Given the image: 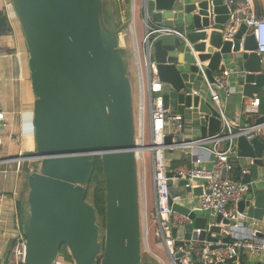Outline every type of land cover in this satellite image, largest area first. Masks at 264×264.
<instances>
[{
  "label": "water",
  "instance_id": "water-1",
  "mask_svg": "<svg viewBox=\"0 0 264 264\" xmlns=\"http://www.w3.org/2000/svg\"><path fill=\"white\" fill-rule=\"evenodd\" d=\"M12 0L29 52L35 95V153L39 161L28 175L26 212L21 215L27 240L25 264H56L66 247L74 264H142L144 232L137 161L136 118L126 49L119 43L111 0ZM149 22L175 27L186 40L164 35L153 45L151 75L162 83L165 108L185 114L204 113L201 135L219 131L218 112L202 95V74L193 55L208 62L211 81L225 62L238 60L247 83L264 85V62L256 37L242 24L233 40H224L230 8L225 0H144ZM111 18L108 25L104 17ZM198 91L199 94H194ZM264 123V115L255 124ZM248 126V125H247ZM4 128L0 106V130ZM1 140V137H0ZM184 142L183 134L167 135L165 143ZM0 150L2 145L0 144ZM235 151L253 159L255 186L264 189V143L258 136L237 137ZM101 162L106 186L105 239L101 242L96 208L87 200L88 185ZM0 163L3 161L0 160ZM172 196L180 193L169 171ZM225 174L223 173V177ZM245 175L243 182H251ZM188 193L192 190L188 188ZM201 189H194L198 196ZM247 199H252L249 195ZM191 223L173 227L176 245L209 242L212 249L231 242L224 234L228 219L199 216L191 205L173 203ZM246 200L239 204L244 210ZM214 220V221H212ZM260 236V235H259ZM220 242V243H218ZM178 256H183L179 253ZM194 264H201L193 250ZM100 258V260H99ZM237 256L209 264H235ZM3 264H7V257Z\"/></svg>",
  "mask_w": 264,
  "mask_h": 264
},
{
  "label": "built area",
  "instance_id": "built-area-1",
  "mask_svg": "<svg viewBox=\"0 0 264 264\" xmlns=\"http://www.w3.org/2000/svg\"><path fill=\"white\" fill-rule=\"evenodd\" d=\"M230 8L229 20L224 30V40H233L234 35L242 24L248 27L247 33H252L256 37L257 53L264 62V17H259L254 9L252 0H225ZM146 35L144 37V61L147 71V81L149 85V95L145 92V74L141 67L140 72V103L138 115V127L136 130V143L138 145L137 161L140 181V196L142 214H145V203L147 197L146 178V158L145 152H151L153 157L154 184H155V211L152 214L156 224V236L166 248L173 264H194L191 256L193 245H176V239L172 235L173 227L191 223L189 216L180 214L173 210V203L191 205L192 210L199 216L216 217L228 219L229 224L225 231L231 237V242L225 248L212 249L210 243L205 244L199 252L198 260L201 264H209L217 261H224L227 258L237 256L242 248H248L254 254H261L264 251V237L258 233H253L245 223V214L240 210L239 204L249 192L252 183L243 182L238 176H243L246 169H241L235 161L236 139L239 136H246L252 139L262 129L264 123L250 126H238L232 121L225 108V99H228L234 91L232 86V72L227 69L229 62L223 61L226 69L215 74L214 80L208 77L205 67L208 62H202L199 58L200 51L192 50L197 66L202 74V95L206 96L209 103L218 112L221 120V127L213 135L202 136L201 134L188 131L187 119L184 114L172 113L165 108L164 99L161 94L162 83L159 81L157 72L151 75L149 63L152 61L153 45L156 40L164 35H174L187 41L185 34L175 27L164 26L145 20ZM239 63L236 62L235 65ZM246 72L243 70L245 79ZM199 94L198 91H193ZM147 98L149 99L151 111V129L149 132L150 144L145 145L146 129L144 114L146 111ZM260 98L253 99L247 106L246 111L252 114H259ZM192 109V107H191ZM204 117V113H198L197 118ZM183 134L184 142L176 143L174 140L167 144V135ZM181 151L179 160L185 162L173 165V160H169L168 152ZM13 160H26L23 156ZM30 161V160H29ZM239 169L240 172H237ZM171 171L176 184L180 180H186L187 184L180 186V193L172 196L170 192L168 172ZM223 173L225 176L223 177ZM177 185V184H176ZM192 191L189 196H183L182 190ZM199 188L201 192L197 202L194 201L193 190ZM187 193V192H186ZM144 208V210H143ZM17 235L10 245L7 253V264H25L27 256V240L23 227L18 222L16 224ZM144 241L149 234L147 224L144 225ZM183 253V256H178ZM56 264H74L66 255L60 254Z\"/></svg>",
  "mask_w": 264,
  "mask_h": 264
},
{
  "label": "crops",
  "instance_id": "crops-1",
  "mask_svg": "<svg viewBox=\"0 0 264 264\" xmlns=\"http://www.w3.org/2000/svg\"><path fill=\"white\" fill-rule=\"evenodd\" d=\"M254 9L259 17H264V0H252ZM114 24L119 28V43L127 52L128 73L135 76L138 85V107L140 103V72L142 68L145 74V92L148 97L149 85L147 81V71L144 61V37L146 35L145 20L147 13L144 0H114ZM110 24L113 23L108 18ZM151 22V21H150ZM152 23V22H151ZM29 52L26 44L25 35L20 25L19 19L13 7L12 0H0V106L2 107L4 128L0 130V264H3L10 245L17 235L16 224L22 225L21 215L26 212L27 205L23 203L27 200L29 187L28 175L32 172L29 168V160H13L25 154H31L35 149V136L33 124V110L35 95L32 89L31 72L29 68ZM239 61L234 60L227 64V69L232 72L231 82L234 91L228 99H225V108L228 117L236 125L250 126L255 124L259 116L264 115V85L257 83H247L244 79L241 64L235 65ZM223 63V62H222ZM245 71V70H244ZM221 72H216L219 74ZM255 98H260L259 114H252L246 111V106ZM149 99L144 121L148 132L151 129V111ZM139 115V114H138ZM198 113L188 108L184 114L187 119L188 131L201 134V126L197 118ZM260 141L264 143V126L257 133ZM181 151L168 152L169 160L177 162V165L184 163L179 160ZM235 161L241 169H246L243 176L251 175V187L243 200H246L244 207L246 225L264 237V189L255 186L257 180L253 159L241 157L236 152ZM150 164L153 168V157L150 155ZM237 172H240L239 169ZM147 197L145 203V214H142V225L147 224L149 234L143 242L145 250V264H173L166 248L156 236V224L152 217L155 211V184L154 169L151 181H148ZM147 188V173L145 178ZM199 189V188H198ZM153 198L149 197V193ZM189 196L188 191L182 190ZM201 192V191H200ZM252 195V199H247ZM198 198L195 196L194 201ZM143 208V210H144ZM205 217V216H204ZM214 218V217H213ZM214 221V220H212ZM226 228V227H225ZM228 235L224 229L222 239ZM218 242V243H220ZM209 242H194L193 250L199 257L202 247ZM211 245V244H210ZM143 249V248H142ZM239 264H264V251L261 254H254L248 248L239 251ZM192 259L191 256H188ZM168 259V261H165ZM194 262V261H193ZM235 264L237 262L235 261Z\"/></svg>",
  "mask_w": 264,
  "mask_h": 264
},
{
  "label": "rangeland",
  "instance_id": "rangeland-1",
  "mask_svg": "<svg viewBox=\"0 0 264 264\" xmlns=\"http://www.w3.org/2000/svg\"><path fill=\"white\" fill-rule=\"evenodd\" d=\"M113 5L115 4L114 0H111ZM104 5H105V8L106 6L108 5V2L106 0H104ZM105 19V22L108 24V25H111L108 18L105 16L104 17ZM121 45V44H120ZM127 62V61H126ZM129 78L131 80V83H132V94H133V102H134V111H135V118H136V127H138V114H139V107H138V85H137V82H136V79H135V76H132V74H129ZM147 105V104H146ZM147 111V109H146ZM145 117L147 118V114H145ZM145 129H146V139H145V145H149L150 144V137H149V132H148V128H147V125L145 124ZM32 153H35V150L32 152ZM151 152H145V158H146V169H147V189H148V184H149V180L151 181V176L153 175V168H152V165L150 164V154ZM29 168L32 170V171H37L40 167V162L39 161H30L29 162ZM176 184H178V180L176 181ZM182 195L183 196H186L187 193H184L182 192ZM149 197L153 198V194L152 192L149 193ZM148 198L147 197V202H148ZM89 202L92 204L93 203V198L90 197L89 199ZM99 214H98V224L100 226V230H101V242L104 243V239H105V208L102 209V210H99ZM142 251H143V257H145V250H144V247L142 246ZM61 254L62 255H66L67 258L69 260H71V256L68 252V250L66 249V247H62L61 249ZM100 260V258H99ZM145 260V259H144ZM165 261H168V259H165ZM99 262V261H98ZM99 264V263H97Z\"/></svg>",
  "mask_w": 264,
  "mask_h": 264
},
{
  "label": "trees",
  "instance_id": "trees-1",
  "mask_svg": "<svg viewBox=\"0 0 264 264\" xmlns=\"http://www.w3.org/2000/svg\"><path fill=\"white\" fill-rule=\"evenodd\" d=\"M173 165H177V162L174 161ZM90 197L93 198L92 204L96 208L97 214H99L98 209L102 210L104 208H105V214H106L105 176H104L103 168H102L100 161H98L93 179L88 185V194H87L88 201ZM105 219H106V215H105ZM142 264H145V260L142 261Z\"/></svg>",
  "mask_w": 264,
  "mask_h": 264
}]
</instances>
